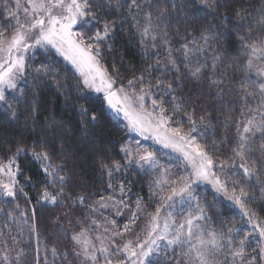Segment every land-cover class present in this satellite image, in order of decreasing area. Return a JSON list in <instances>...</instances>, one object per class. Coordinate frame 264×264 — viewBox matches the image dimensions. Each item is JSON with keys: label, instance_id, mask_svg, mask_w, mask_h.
I'll return each instance as SVG.
<instances>
[{"label": "snow or ice", "instance_id": "6c2138e0", "mask_svg": "<svg viewBox=\"0 0 264 264\" xmlns=\"http://www.w3.org/2000/svg\"><path fill=\"white\" fill-rule=\"evenodd\" d=\"M219 3L192 0L193 6L214 12L219 20L216 26L202 25L196 32L185 28L184 42L177 49L168 30L171 13L162 6L163 0H116L113 10L127 9V14L118 19L131 24L139 35L142 53L155 60L139 71L129 66L128 78L122 75L123 63L118 67L105 59V52H112L109 41L117 31L116 21L104 20L102 27L96 26L100 11L112 7V0H0V102L10 108V91L23 97L25 92L19 85L22 81L27 84L28 75L37 81L52 79L58 89L64 87L67 80L58 78L55 59L33 65L38 50L53 56L58 53L79 73L77 92L91 89L104 93L117 126L122 117L127 121V131L171 149L184 168L173 173L161 166L156 152L139 140L135 144L126 141L119 148L123 163L111 157L107 158L110 162L100 159L112 194L92 201L86 194L70 191L73 174L65 162H56L59 155H66L62 142L59 151L43 139L18 143L14 152L8 149L0 157V203H14L15 208L7 212L0 208L4 215L15 218L19 209L21 217H35L34 206L20 209L17 200L22 197L27 203L32 199L24 191L26 184L20 183V178L31 183V177L23 175L18 162L29 153L44 174L43 187L36 196L38 204L70 201L89 209L85 215L89 227L77 221L79 230L70 234L71 243L63 251L45 247L44 264H58L61 259L67 264H264V217L248 206L256 199L250 192L253 182L260 186L264 199V6L256 10L257 19L246 27L241 23L254 13L246 7L235 9L232 15L236 27L229 29L232 17L217 11ZM232 32L238 41L237 55L226 63L218 45L223 34ZM160 49L165 53L163 59ZM169 72L175 75L169 78ZM188 79L205 82L198 97L185 99L181 89ZM205 91L219 102V107L212 106L213 111L208 110L207 99H201ZM228 96L233 99L229 101ZM237 102L239 119L233 116ZM225 105L228 109L221 112L223 123L226 131L234 129V135L225 134L209 144L205 134L216 119L213 112ZM80 112L88 115L83 106ZM12 115L15 117V110ZM30 115L35 116L34 106ZM91 119L95 121L96 116L92 114ZM132 167L145 174L160 172L148 185L151 211L145 197L137 194L129 204L131 188L112 183L114 173ZM202 183L211 185L215 193L238 207L243 224L250 230L236 227L233 220L219 229L211 227L208 222L212 218L197 193ZM108 208L117 216L129 210L122 228L115 219L105 217L100 222L93 218ZM29 231L36 232L34 223ZM129 235L131 238H126ZM11 239L18 243L16 237ZM9 252L6 248L0 254V264H21L24 250L15 255ZM40 259L37 247L35 264H40Z\"/></svg>", "mask_w": 264, "mask_h": 264}, {"label": "trees", "instance_id": "16d2710c", "mask_svg": "<svg viewBox=\"0 0 264 264\" xmlns=\"http://www.w3.org/2000/svg\"><path fill=\"white\" fill-rule=\"evenodd\" d=\"M115 3L116 0H112V7L100 11V22L96 26L102 27L104 20L116 21L117 31L114 33V39L109 41L113 45L112 52H105V59L109 63H115L118 67L123 63L122 75L131 78L129 66L139 71L149 64H154L155 60L152 57L144 56L140 48L139 35L131 24L127 20L118 19L120 15L127 14V9L113 10ZM225 4L227 7L223 6ZM162 6L168 8L171 13L172 23L168 30L172 46L177 49L184 42L182 37L185 28L189 32H196L202 25L216 26L219 20L214 12L203 10L201 6H193L192 0H163ZM261 6H264V0H220L217 11L232 17L228 22V27L234 29L236 17L232 13L235 9L246 7L254 13L253 16L241 23V27H246L257 19L255 13ZM217 31L222 30L217 28ZM237 48L238 41L235 32H232L231 35H222L218 50L224 53L223 59L226 63H230V57L237 55ZM149 51L152 50L149 49ZM159 51L161 59H163L165 53L162 49ZM174 55H179V53H174ZM53 59L56 61L54 66L58 69V78H66L67 83L58 89L52 79L41 78L37 81L33 79L32 75L26 77L27 84H22L25 95L20 100L13 102L15 117L12 115L11 108L6 110L0 108V157H4L8 149L14 152L18 143L32 144L33 141L43 139L59 151V145L62 142L64 144L63 152L66 155H59L56 162H65L73 174L70 191L74 195L86 194L92 201H95L100 199L101 195L112 194V189L107 187L109 177L100 168L101 157L105 158V162H110L107 158L111 157L123 163L121 160L123 154L119 148L131 138V135L124 124L119 123L117 126L101 95L91 93L87 89L77 92L76 84L79 73L58 53L53 56L50 53H44L43 50H38L33 56V65L39 66L41 62L49 63ZM154 74L159 75V73ZM174 75L175 73H168L169 78ZM61 83H64V80H61ZM204 83H194L188 79L184 88L181 89L185 92V99L198 97ZM181 90L177 91V95ZM201 99H207L209 111H213V105L219 107V102L212 100L206 91ZM227 99L231 101L233 97L228 96ZM33 106L35 107V116L30 115ZM81 106L88 110L87 116L81 115ZM227 109L228 105H225L220 111L213 112L216 119L213 120L205 134L209 144L212 140L219 141L220 137L225 134L229 137L234 135V129L226 131L223 123L224 117L221 112L227 111ZM239 111L237 102V107L233 112V116L237 119L240 118ZM92 114L96 116L95 121L91 119ZM220 147L225 149L226 145H220ZM159 154L161 155L162 152ZM18 162L23 170V175L31 177V183H26L23 178H20V183L26 184L24 191L32 199L27 203L22 197H17V200L20 203V209L34 206L35 217L34 219L21 217L19 209L16 210L15 218H10L0 212V230L3 232L0 235V254L6 248L10 250V255H15L20 249H23L21 264H35L37 247H39L40 264H44V248L56 247L59 251H63L66 246H69L71 230L76 229L77 221L82 223L86 221L85 215L89 209L86 206L72 205L70 201L56 205L46 202L38 204L36 196L44 182L40 163L33 160L30 153L19 157ZM164 162L173 166L167 165L173 173L184 171L182 163L177 159L164 157ZM158 174L159 172L145 174L132 167L127 172L114 173L115 179L112 183L114 186L117 183H123L125 187H130L132 190L130 200H134L137 194L145 197L146 203L152 210V202L147 200L148 185L151 179L158 177ZM259 187L257 183H252L250 192L256 199L248 206L253 208L259 216L264 217V199H261L262 194ZM197 193L201 203L205 205L208 215L212 218L208 222L211 227L219 229L223 227L224 223L233 220L236 227L245 231L250 230L249 225L243 224L240 210L232 202L220 198L211 188L202 185L197 188ZM0 208H3L5 212L11 211L15 208V204L0 203ZM33 223L36 225V232L29 231V227ZM11 237H16L18 243L14 242ZM51 259L52 257L49 255V261ZM69 259L71 260V257ZM58 264H67V262L61 259Z\"/></svg>", "mask_w": 264, "mask_h": 264}, {"label": "rangeland", "instance_id": "374dc122", "mask_svg": "<svg viewBox=\"0 0 264 264\" xmlns=\"http://www.w3.org/2000/svg\"><path fill=\"white\" fill-rule=\"evenodd\" d=\"M23 83H24V82L22 81V82L20 83V85H19L21 88H22V84H23ZM87 90H89L91 93H95V94H99V95H101L102 98L104 99V93H102V92L97 93V92H95L94 90H91V89H87ZM21 98H22V97L19 96V95H18L17 93H15V92H11V91H10V92L7 94V105H10V108H11L10 110H11V111L14 110V109H13V102H14V101H17V100H20ZM104 100H105V99H104ZM105 103H106L107 108H108V110L110 111L111 115L113 116V115H114V114H113V110L109 107V105L107 104L106 100H105ZM0 108L3 109V110H6V109L9 108V107H6L5 102H0ZM120 123H122V124L125 125V124L127 123V121H124L123 118L121 117V122H120ZM129 133H130V135H131V138H130L128 141H131L133 144H135V141H136V140H139L141 144L147 146L150 150L155 151V152H156V155H157V157H158V159H159V163H160L161 166H163V167H167V168L173 167V166L169 165V163L164 162V157H168V158H171V159H177L178 161L181 162V160L177 158V157H178V154L172 152L171 149L164 148L162 145H159V144L154 143L153 140H151V139H147V140H146V139H144L143 137H140L137 133H132V132H129ZM161 152H162V154L160 155L159 153H161ZM162 159H163V160H162ZM167 165L170 166V167H168ZM134 168H135V167H134ZM135 169H136V168H135ZM142 172H143V171H142ZM156 172H157V171H153V172H151V173L155 174ZM176 172H177V171H176ZM176 172H175V173H176ZM159 175H160V172H159L158 176H159ZM156 178H157V176H156ZM151 180H152V179H151ZM151 180H150V181H151ZM200 185L205 186V187H208V188H211V189L213 190V192L215 193V190L212 188L211 185H209V184H203V183L200 184ZM118 192H119V189L116 190V193H117V194H118ZM215 194H216L217 196H219L220 198H223V199L227 200L226 198H224V197L221 196L220 194H218V193H215ZM105 197H107V196H105ZM117 198H118V196H117ZM128 203L131 204V203H132V200H128ZM149 210L151 211L150 208H149ZM128 213H129V210H128V209H124V210H123V215L117 216V215H116V212H115L114 209H112V208H108V209H101L100 212L96 213V214L94 215L93 218L97 219V220L100 221V222H103L105 217H107V218H109V219H115L116 222H117V225H118L119 227L122 228L123 225H124L125 223H127V221H128ZM181 218H182V216H178V217H177V219H181ZM81 223H82V222H81ZM83 224H84L85 227H89V223H88L87 221L83 222ZM79 227H80V224H77V225H76V229L71 230V233H72L73 231H78V230H79ZM71 233H70V234H71ZM126 238H131V235H129V236L126 237Z\"/></svg>", "mask_w": 264, "mask_h": 264}]
</instances>
